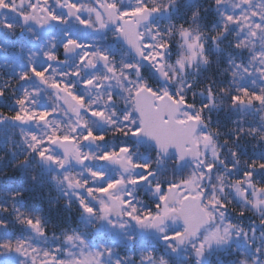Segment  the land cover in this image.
I'll use <instances>...</instances> for the list:
<instances>
[{"label":"snow or ice","instance_id":"1","mask_svg":"<svg viewBox=\"0 0 264 264\" xmlns=\"http://www.w3.org/2000/svg\"><path fill=\"white\" fill-rule=\"evenodd\" d=\"M0 264H264V0H0Z\"/></svg>","mask_w":264,"mask_h":264},{"label":"trees","instance_id":"2","mask_svg":"<svg viewBox=\"0 0 264 264\" xmlns=\"http://www.w3.org/2000/svg\"><path fill=\"white\" fill-rule=\"evenodd\" d=\"M39 190L38 189H29L28 192H26V197H27V203L32 204V203H42L43 202V197L41 194H38Z\"/></svg>","mask_w":264,"mask_h":264},{"label":"clouds","instance_id":"3","mask_svg":"<svg viewBox=\"0 0 264 264\" xmlns=\"http://www.w3.org/2000/svg\"><path fill=\"white\" fill-rule=\"evenodd\" d=\"M43 197V196H42ZM44 198V197H43Z\"/></svg>","mask_w":264,"mask_h":264}]
</instances>
